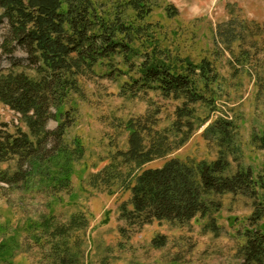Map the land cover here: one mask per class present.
<instances>
[{
    "label": "rangeland",
    "instance_id": "374dc122",
    "mask_svg": "<svg viewBox=\"0 0 264 264\" xmlns=\"http://www.w3.org/2000/svg\"><path fill=\"white\" fill-rule=\"evenodd\" d=\"M149 3L153 10L146 22L153 26L152 34L162 49L193 64L208 59L217 70L219 80L210 87L213 94L205 92L210 102L191 105L192 130L177 131L175 112L183 100L165 98L157 91L124 95L122 85L133 73L111 80L106 76L107 62L96 67L95 76L81 77V93L72 94L59 111L70 112L74 119L65 138L68 153L73 151L74 156L60 173L69 186L53 196L42 192L46 182L20 188L0 183V264L52 263L53 244L35 223L54 217L55 224H67L73 215L87 222L78 233L81 264L243 263L244 231L253 210L248 198L212 195L220 205L218 211L186 225L154 222L130 228L121 218V209L123 205L131 208L128 185L141 171L172 159L186 163L215 160L219 147L208 128L218 119L237 125L233 136L240 146L239 161L232 163L231 171L238 162L261 170L264 152L254 137L264 130V0ZM15 63L27 65L26 53L4 55L0 50L1 70ZM0 119L11 133L17 128L29 133L23 117L1 101ZM58 121L59 117L52 120L49 128L55 129ZM133 131L141 134L146 147L166 135L165 155L158 154L142 167L126 161ZM65 163L60 160V165ZM0 168L13 173L16 161L0 164ZM162 235L167 237L166 246L153 247V239Z\"/></svg>",
    "mask_w": 264,
    "mask_h": 264
},
{
    "label": "trees",
    "instance_id": "16d2710c",
    "mask_svg": "<svg viewBox=\"0 0 264 264\" xmlns=\"http://www.w3.org/2000/svg\"><path fill=\"white\" fill-rule=\"evenodd\" d=\"M152 10L149 0H0L1 53L22 51L29 62L0 69V101L19 113L29 129V133L18 128L11 133L0 119V164L16 161L13 173L0 168V183L20 188L46 182L42 192L53 196L68 188L69 181L61 179L60 173L74 156L73 151L68 153L65 139L74 119L70 112L59 111L72 94L81 93V77L95 76L96 67L104 62L111 80L133 73L122 85L124 95L157 91L165 98L183 100L175 112V128L192 130L191 105L210 102L205 92L213 94L210 87L219 75L208 59L193 64L162 49L152 34L153 26L146 22ZM58 117L56 128L50 129V122ZM236 126L225 119L209 126L208 133L219 147L213 161L172 159L134 175L128 185L131 208L123 205L121 218L130 228L154 222L186 225L218 211L219 203L210 196H242L252 200L253 208L244 231L242 264H264V163L258 172L240 162L231 171L232 163L239 161L240 146L233 136ZM167 141L166 135H159L157 143L146 147L141 134L133 131L125 160L142 167L158 154L165 155ZM254 141L264 152V130ZM60 160L66 161L64 166ZM35 224L53 244L49 264H81L78 233L87 226L86 218L73 215L69 223L55 224L49 217ZM166 244L164 235L152 241L155 248Z\"/></svg>",
    "mask_w": 264,
    "mask_h": 264
}]
</instances>
